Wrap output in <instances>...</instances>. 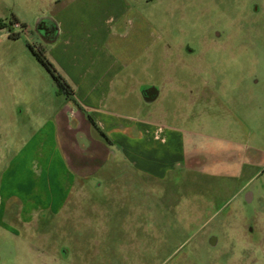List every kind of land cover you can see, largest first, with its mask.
<instances>
[{
	"label": "rangeland",
	"instance_id": "rangeland-1",
	"mask_svg": "<svg viewBox=\"0 0 264 264\" xmlns=\"http://www.w3.org/2000/svg\"><path fill=\"white\" fill-rule=\"evenodd\" d=\"M0 17L20 23L0 29V264H264L251 240L264 221V0H0ZM39 20L56 31L41 37ZM30 45L70 92L89 58L111 66L104 101L89 107L57 93ZM202 81L203 99L178 90ZM149 84L161 96L147 103ZM90 108L110 119L106 128ZM67 119L110 150L75 151L79 170L94 174L62 199L69 169L55 125ZM143 120L182 132V165L153 177L119 149L121 127ZM246 187L261 193L248 201ZM29 206L44 209L39 219ZM208 231L222 248L205 245Z\"/></svg>",
	"mask_w": 264,
	"mask_h": 264
},
{
	"label": "crops",
	"instance_id": "crops-1",
	"mask_svg": "<svg viewBox=\"0 0 264 264\" xmlns=\"http://www.w3.org/2000/svg\"><path fill=\"white\" fill-rule=\"evenodd\" d=\"M104 45L105 43H102L100 48L103 55L101 54L99 57V62L100 60H105V57L108 56L107 52L103 51V49H105ZM94 59L95 56L91 60L89 58L86 63L87 65L81 67L79 74H75V71L72 72V74L74 73L75 75H72V78L76 83V89L71 92L74 98L73 100H78L81 104L88 105L89 107L93 105L97 107V105H100L104 101L106 94H108V92L105 91L106 87H112L113 85L110 77L112 67L107 66L106 63L105 65H99L98 68V63H93ZM85 73L90 76L88 75L85 78L86 75H84L82 77ZM108 76L109 78H107ZM69 102L71 103V101ZM71 109L72 112L71 114L69 113L70 116L73 113V117H77V119L79 118L82 121L84 113L73 104ZM88 113L95 120L98 127H107L108 124L106 121H110L107 116L97 111L96 108H94V110L90 108ZM66 121V125L60 123V129L58 125H55L56 130L54 129L57 144H59L58 141H60V152L62 153V155H60V164L64 167L67 166L69 169L68 180L63 177L60 178L62 185H65L64 191H66V196L62 199H66L68 194L72 191L74 176H84L90 171L88 168H85L87 165L84 166L83 171L79 170V165L77 164V160H75V151H85V153H87L88 150L94 151L98 146L106 151L110 150V147L104 142L97 140V136L95 139V137L88 136L86 132L82 133L79 128H75L80 124L79 121H75L76 124L71 123V125L68 119ZM148 121L149 120L137 121L133 125L129 124L127 126H122V130L117 136L120 142L118 146L122 152L129 154L128 158H131V161L135 163L137 167L143 169L153 177H159L166 173L169 167H176L185 162L187 156L185 152V140L184 135L178 128L167 126L157 121H153V124H151ZM109 140L111 141V139ZM69 145L73 146V150L68 149ZM65 149H67L68 152H66ZM84 160L88 163L91 161L94 163L96 156L90 155L87 158L85 157ZM10 161L11 159L5 162L3 182L9 178V174L12 171L11 168L16 164V161ZM186 161L192 162L191 158H188ZM76 166L77 172L74 171Z\"/></svg>",
	"mask_w": 264,
	"mask_h": 264
},
{
	"label": "flooded vegetation",
	"instance_id": "flooded-vegetation-1",
	"mask_svg": "<svg viewBox=\"0 0 264 264\" xmlns=\"http://www.w3.org/2000/svg\"><path fill=\"white\" fill-rule=\"evenodd\" d=\"M56 31V26H55V24L54 23H51L50 21H48V20H39V22L37 23V32H38V34L41 36V37H44L46 34H49L50 32L52 33V32H55ZM37 48V47H36ZM152 87H156L157 89H158V95L156 96V98L155 99H153V100H151V101H147L146 99L148 98V97H150V96H148V92H150L151 90H153L152 89ZM184 87V86H183ZM186 88H188V90L186 91V90H183V89H180L181 88V86L179 85V87H178V90L181 92V93H183V91H185L184 93L186 94V98H188V100L190 101V102H192V100H197V99H203L205 96H206V93L207 92H205V89L207 88V84L205 85L204 84V82L202 81L201 82V84H192V83H188L187 84V82H186V86H185ZM184 87V88H185ZM205 88V89H204ZM140 96H141V98L143 99V101H145V102H147V103H150V102H154V101H156V100H158L159 98H160V96H161V87L160 86H157V84H149L148 86H145V87H143L141 90H140ZM263 171H264V168L262 169ZM261 174V172H257L255 175H254V177L255 176H257L258 174ZM93 172H91V171H89L86 175H84V176H78L77 177V175H75L74 176V186H75V188H74V190L76 191V192H78V190L81 188H84L85 186H86V184H87V181H89L92 177H93ZM259 176V175H258ZM73 190V191H74ZM73 191H71V192H73ZM80 191V190H79ZM71 192H70V194H71ZM244 192L246 193V195H245V197H246V199L248 200V201H252V200H254L255 199V193L256 192H258V194H260L261 192H260V190L258 189V188H253V187H251V188H249V187H246L245 189H244ZM69 195V194H68ZM67 199V198H66ZM25 207H27V205H26V203H25V205H24V208ZM26 209V208H25ZM44 209L43 208H40V207H32V206H29V208L27 209V215L30 217V219L32 218V217H34L35 219H39V217H40V214L38 213V212H42ZM261 212H262V210H261ZM38 213V214H37ZM263 213V212H262ZM261 220V219H260ZM257 228H256V230H258L259 231V233L261 234V237L259 238H256L255 236H253L252 238H251V240L254 242V243H256V245L258 246V249H259V255H258V257H260V258H262V259H264V238L263 239H261L262 238V236H264V221L261 223H258L257 224ZM253 229L254 228H252V229H250V230H247V235L249 234L250 236H251V234H253ZM208 233H209V235L207 236V238H206V243H205V245H208V246H210L211 248H213V249H215V248H222V246H221V244H220V240H219V238L214 234V233H212V231H208ZM212 236H216L217 238H218V240H219V242H218V244L217 245H215V246H212L211 244H210V238L212 237ZM249 239V238H248ZM228 255V256H227ZM169 258H168V260H170L172 257H170V256H168ZM223 258V260H226V259H228L229 257H231V255L228 253V251H225L224 252V254H223V256H222ZM238 263L237 264H239V261H238V259L236 260ZM197 264V263H196Z\"/></svg>",
	"mask_w": 264,
	"mask_h": 264
},
{
	"label": "trees",
	"instance_id": "trees-1",
	"mask_svg": "<svg viewBox=\"0 0 264 264\" xmlns=\"http://www.w3.org/2000/svg\"><path fill=\"white\" fill-rule=\"evenodd\" d=\"M13 24H20L17 18L10 19L7 21L5 18L0 17V29L9 27ZM11 37L18 38L19 33H11ZM30 48L38 61L47 69V71L51 74L53 77L55 83H56V92L57 93H66L69 97L71 95V92L69 91L71 89L70 84L67 82V80L61 75V73L58 72L54 64L51 62V60L45 55L43 48L41 47H33L30 45ZM92 122L96 125L95 120L92 118L91 115H89Z\"/></svg>",
	"mask_w": 264,
	"mask_h": 264
},
{
	"label": "water",
	"instance_id": "water-1",
	"mask_svg": "<svg viewBox=\"0 0 264 264\" xmlns=\"http://www.w3.org/2000/svg\"><path fill=\"white\" fill-rule=\"evenodd\" d=\"M39 22V21H38ZM152 89L153 90H151L150 92H148V96H150V97H148L146 100L147 101H151V100H153V99H155L156 98V96L158 95V89L156 88V87H152ZM217 237L216 236H212L211 238H210V244L212 245V246H215L216 245V242H217Z\"/></svg>",
	"mask_w": 264,
	"mask_h": 264
}]
</instances>
